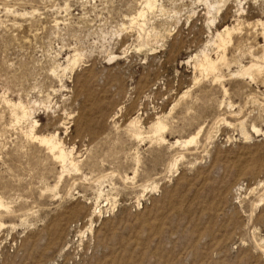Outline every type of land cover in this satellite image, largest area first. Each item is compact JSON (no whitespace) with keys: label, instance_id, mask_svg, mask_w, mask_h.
I'll return each mask as SVG.
<instances>
[{"label":"rangeland","instance_id":"1","mask_svg":"<svg viewBox=\"0 0 264 264\" xmlns=\"http://www.w3.org/2000/svg\"><path fill=\"white\" fill-rule=\"evenodd\" d=\"M154 1L0 0V264H264V0Z\"/></svg>","mask_w":264,"mask_h":264},{"label":"bare ground","instance_id":"2","mask_svg":"<svg viewBox=\"0 0 264 264\" xmlns=\"http://www.w3.org/2000/svg\"><path fill=\"white\" fill-rule=\"evenodd\" d=\"M144 1H145V9L147 10V12L148 11H152V10L154 11L155 1L154 0H144ZM209 10H215V9L211 7ZM208 13L211 14V11H209ZM143 18H144V10H142L140 13H138L137 16L131 20V24L134 25V26L136 25V26H139L140 27L141 25H139V23H140L139 21L141 19H143ZM250 27L251 26H249V28ZM252 30H255V31L258 30V31H260L261 38L264 39V22L263 21H259L258 20V22L254 25V27L252 26ZM232 34H233L232 33V30H230L227 27L222 32L218 33L216 35V41H217V46L216 47H218L219 49H222V48L223 49H226L225 46L227 44H229V43H232L231 42V38H232L231 36H232ZM257 34H259V33L257 32ZM214 44L216 45V42H214ZM206 50L200 52L199 55H195L194 58L196 59V65H195V67H196L197 71L199 70L201 75L202 74H205L206 76H208L210 74H214L218 70V65H219L220 62L226 61V57H225V54L226 53L224 52L222 55H218V57L216 58L217 60L215 61V59L214 60L211 59V57L209 56V54L205 52ZM252 57H254V56H252ZM253 59L254 60H253V62L251 63V65L249 67L242 69V71H241V75L242 76H245V77L248 76V78L249 77L250 78H254V71L260 72V69L262 68V65L261 64H262V62H264V55L261 56V57H258V58L254 57ZM77 62H78L77 59H74L73 61H71V58L68 59L67 60L68 65L64 69H62L63 72H66L71 67H75V65H77ZM11 107L13 108L14 111L15 110L20 111V114L18 113L19 115L18 114H15V118H16V121L17 122H19L20 120L23 121L24 119L31 118L30 117L31 114L29 115L28 112L25 111V108L23 107V105L21 103L20 104H12ZM139 124H140V122H139V120L137 118H135L134 120H132L130 122V124H129V127L132 129L131 130L132 135L135 138H137V139H141V137L143 135L142 132H141V130H140V128H139V127H141V126H139ZM152 125H153L151 127L152 135L155 137V139H157V140H159L161 142H164L165 140L163 138V135L167 131V127L168 126H166L163 123L162 119L159 118V117L156 120V122H154ZM200 132L201 131H199L196 135H194L192 137H189L185 141H183V140L182 141L181 140H177L175 143H173L172 146L173 147H180V148L191 147L192 145H195V143H196V141L198 139V136H199ZM253 132L256 133V134H263L264 135V132L263 131L258 130L256 128H253ZM245 134L248 135L247 133H245ZM29 137H31L32 139L38 141L41 145L45 146L48 149L49 153L52 154V156L54 157V159L57 160V161H59V163L61 164L62 173L63 174L66 173V172H68L69 169H72V170H77L78 169L77 163L75 162V160L73 158V152L71 150L69 152V150L67 151L65 149V147H63L62 143L57 139V137H58L57 135H53V136H49V137H39V136L36 137L32 133V131H31L29 133ZM176 163H177V161H175V163L172 165V167L174 169H175V167L177 165ZM155 189H157V187ZM263 203H264V200L261 201V204L260 205H263ZM5 208H6L5 207V204L3 203L2 199L0 198V210H2V209L4 210Z\"/></svg>","mask_w":264,"mask_h":264}]
</instances>
